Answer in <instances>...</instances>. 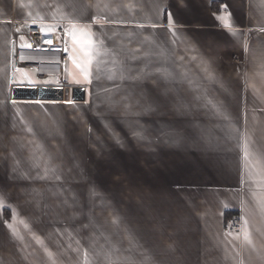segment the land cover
Masks as SVG:
<instances>
[{
    "label": "crops",
    "instance_id": "obj_1",
    "mask_svg": "<svg viewBox=\"0 0 264 264\" xmlns=\"http://www.w3.org/2000/svg\"><path fill=\"white\" fill-rule=\"evenodd\" d=\"M83 1L0 0V156L13 146L16 106L55 107L48 132L67 142L68 152L58 148L68 157L79 139L74 111L67 113L74 108L124 103L141 123L205 126L182 148L89 143L75 154L82 158L75 172L85 182L127 191L117 260L102 264H264V0H102L101 8ZM81 18L103 29L87 79L77 66L85 59L81 47L69 35ZM117 25L134 31L140 40L134 50L105 46ZM31 26L65 27V85L54 77L15 80V67L35 71L14 60L16 43L28 47ZM30 86L49 87L52 98L15 97L16 88ZM61 115L73 116L71 129ZM6 169L9 179L8 161ZM233 215L243 228L225 231ZM3 250L0 264H9Z\"/></svg>",
    "mask_w": 264,
    "mask_h": 264
},
{
    "label": "rangeland",
    "instance_id": "obj_2",
    "mask_svg": "<svg viewBox=\"0 0 264 264\" xmlns=\"http://www.w3.org/2000/svg\"><path fill=\"white\" fill-rule=\"evenodd\" d=\"M77 1L85 4L83 0ZM93 1H96L97 8H101L102 0ZM86 16L74 13V18ZM118 16L111 14L114 19H120ZM106 17L110 14L107 13ZM74 26L76 30L84 29L94 39L92 58L100 53L103 29L97 24L88 28L84 18L76 20ZM109 32L112 42L107 45L108 39L105 40L109 49L124 51L125 48L129 52L140 42L132 29H125L122 25ZM25 40L24 45L29 46L31 39L25 37ZM128 45L132 47L129 49ZM79 53L82 54L83 50L80 49ZM14 75L15 80L26 82L53 81L38 79L32 69L15 67ZM54 109L41 105L16 106L14 137L9 138V141L13 140V146L9 144L8 156H0L2 255H8L9 264H102V261H116L114 251L119 245V222L125 212L123 204L127 191L85 182L83 174L75 172L81 166L78 165L82 159L79 154L89 143L102 147L182 148L183 140L190 143L205 126L156 124L154 119H143L141 123L140 116L136 118L135 109L124 103L101 102L98 107L93 105L77 112L74 108L67 113L74 111V137L79 139L74 138V157H68L61 156L58 148L64 147L63 151L68 152L64 146L67 142L61 141L56 131L48 132L56 125V120L51 117ZM67 116L59 117H64L71 129L73 116ZM6 161L9 162V179L6 178ZM66 161L71 164L67 165Z\"/></svg>",
    "mask_w": 264,
    "mask_h": 264
},
{
    "label": "built area",
    "instance_id": "obj_3",
    "mask_svg": "<svg viewBox=\"0 0 264 264\" xmlns=\"http://www.w3.org/2000/svg\"><path fill=\"white\" fill-rule=\"evenodd\" d=\"M27 33L31 45L20 47L16 43L14 52L16 65L34 68L37 77L41 79L54 77L65 85L64 64L67 58L65 27L60 26L56 31L45 32L38 26H31ZM242 228L243 221L236 215L228 217L223 222V229L228 232L240 231Z\"/></svg>",
    "mask_w": 264,
    "mask_h": 264
},
{
    "label": "snow or ice",
    "instance_id": "obj_4",
    "mask_svg": "<svg viewBox=\"0 0 264 264\" xmlns=\"http://www.w3.org/2000/svg\"><path fill=\"white\" fill-rule=\"evenodd\" d=\"M227 26V22H226ZM75 29V26H73ZM71 36L74 44L80 45L81 49L83 50V56H84V61H83V66L81 67L80 65H77L80 67L81 72L84 74L85 78L87 79L89 76V66L92 63V56H93V48L95 41L93 38H91L90 34L86 32L84 29H77L69 33ZM51 43V41H49ZM30 47V45H29ZM71 103V102H69ZM183 138V135L180 134ZM245 239H248V234L245 233Z\"/></svg>",
    "mask_w": 264,
    "mask_h": 264
},
{
    "label": "water",
    "instance_id": "obj_5",
    "mask_svg": "<svg viewBox=\"0 0 264 264\" xmlns=\"http://www.w3.org/2000/svg\"><path fill=\"white\" fill-rule=\"evenodd\" d=\"M17 90V94H16V98H32V99H51V89L49 87H39L37 88L36 86H30V87H26L25 89H21V88H16ZM22 90V94L19 93V91ZM36 90L38 91V93L36 94ZM75 100H77L76 98H74Z\"/></svg>",
    "mask_w": 264,
    "mask_h": 264
}]
</instances>
